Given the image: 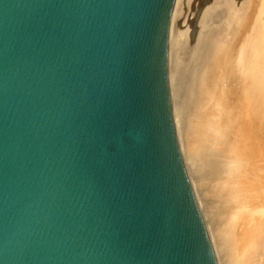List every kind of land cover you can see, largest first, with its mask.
Returning a JSON list of instances; mask_svg holds the SVG:
<instances>
[{
    "label": "water",
    "instance_id": "95a60500",
    "mask_svg": "<svg viewBox=\"0 0 264 264\" xmlns=\"http://www.w3.org/2000/svg\"><path fill=\"white\" fill-rule=\"evenodd\" d=\"M175 0H0V264H217L174 126Z\"/></svg>",
    "mask_w": 264,
    "mask_h": 264
},
{
    "label": "bare ground",
    "instance_id": "6f19581e",
    "mask_svg": "<svg viewBox=\"0 0 264 264\" xmlns=\"http://www.w3.org/2000/svg\"><path fill=\"white\" fill-rule=\"evenodd\" d=\"M179 3L175 0L170 28L177 20ZM225 8L226 13L222 8L213 12L220 21L207 36L208 54L205 53L207 57L196 82L199 89L195 79L190 78L198 89L195 91L199 103L192 105L197 121L194 126L188 125L189 136L194 127L199 157L211 167L208 172L214 169L213 174L208 173L212 175L210 196L217 199L218 212L224 210L219 215L221 226L215 225L213 233L208 232L217 264H264V0H228ZM177 140L182 152L178 135ZM184 154L181 155L188 173L193 166ZM217 161L223 167L217 166ZM194 196L196 199L195 193ZM196 202L205 222L204 207L197 199Z\"/></svg>",
    "mask_w": 264,
    "mask_h": 264
},
{
    "label": "rangeland",
    "instance_id": "374dc122",
    "mask_svg": "<svg viewBox=\"0 0 264 264\" xmlns=\"http://www.w3.org/2000/svg\"><path fill=\"white\" fill-rule=\"evenodd\" d=\"M214 1L213 0L212 1L211 0H183V1L180 0V3L178 5L179 8L177 9L178 15L176 14V18H175L178 21L175 20L173 22V25L170 28L169 50H168V52L170 51L168 53V55H169L168 57L171 56L170 60H169L170 63L168 62V64H170V65H168V68L170 67L169 72H170V70L172 71L171 73H169V76H171V78L169 79L170 80V82H169V88L170 89L169 90H171L173 92V93H171V91H170V99H171L172 108H173L174 124H176L175 126L177 127V128L175 127L176 133L179 136V139H181L180 142H182L181 154L185 152L184 155L188 156V158L190 157V159H191V163H192L191 166H193V167H191V171H188V176H190L189 177L191 179L190 182H192L191 184L193 186V190H194V193L196 195V199L198 201V204L200 206L204 207V208H202V207L201 208H202V210L204 209L202 212L205 213V214L203 213V216L205 218L204 223L206 225L207 232H212V233L214 231L213 229H214L215 225L217 226V228L221 226V223H219V221L221 220L219 215L224 214L223 213L224 210L221 208L223 211L220 209V212H218V209H219V206H217L218 201H217V199L215 201L212 198V196H210L209 186L211 183L209 181L211 180L210 176H212L210 174L211 173L213 174L214 169L212 168L210 170V172H208L207 171L208 168L210 169L211 167H209L208 164H206L204 162L202 163V160L198 154L199 146L197 145V141L195 140L197 131L193 127L194 132L191 136H189L191 133V129L189 126L193 125L194 121H197V119L193 116L191 110H194L192 108H195L194 106H192L194 103H196L194 105H198L197 102L199 103V98H198L199 96L197 94V91H195V89L199 87V85L197 87V83H196V82H198L197 80H199L198 77L201 75L200 74L201 71H199V69L201 70L204 59H205V57H207L206 54H208V49L206 48L207 47L206 45L208 43L207 42V36H208L209 32L216 30L215 27L218 28V26H215V25L219 24V21H220L217 19L216 13H213V12L216 11V9L218 10L219 8L220 9L222 8L221 9V10H223L222 12L226 13V10H224V9H226L225 7H227V5H228V0H221V1L218 0L217 2H216V0H214ZM219 4L221 5V7H219ZM180 5H182V6H180ZM202 6L204 9L207 8L206 11L203 10ZM208 7H210V8L208 9ZM199 8H201L202 10ZM179 10H180V12H179ZM203 11H205V12H203ZM200 12H201V14H200ZM203 13H204V16H203ZM221 15H222V13H221ZM195 19H196V21H195ZM200 24L204 25V28ZM205 24H206V26H205ZM204 31H206V32H204ZM202 32H204V33H202ZM203 34L205 36H203ZM198 44H199V46H198ZM192 47H193V49H191ZM206 49H207V51H206ZM171 53H172V55H171ZM192 66H195V68ZM180 68H181V70H180ZM198 71H199V74H198ZM192 72H194V75H192L193 74ZM195 75L197 76V79L195 78ZM190 78L195 79L194 82L196 84L194 82H190V81H193V79H190ZM193 84L196 85V88L194 87L195 85H193ZM198 89H196V90H198ZM194 92H195V94H194ZM196 94L198 97L196 96ZM178 132H179V134H178ZM216 165L219 167H223L222 163H220L219 161L216 162ZM208 173H210V174H208ZM219 205H220V203H219ZM220 207H221V205H220ZM207 213L209 214V216ZM219 230H220V228H219ZM212 236H213V240H214V234H212ZM228 262H230V260Z\"/></svg>",
    "mask_w": 264,
    "mask_h": 264
}]
</instances>
